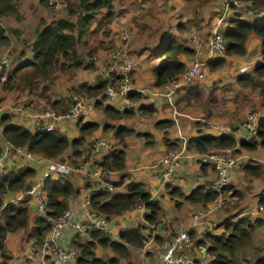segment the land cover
Masks as SVG:
<instances>
[{
    "label": "crops",
    "instance_id": "1",
    "mask_svg": "<svg viewBox=\"0 0 264 264\" xmlns=\"http://www.w3.org/2000/svg\"><path fill=\"white\" fill-rule=\"evenodd\" d=\"M119 1L122 5H114L112 0L109 11L103 8L96 12L89 28L79 35L78 42L76 41L75 43V52L83 57L84 63L88 61L87 54L102 60L107 48L122 44L123 40L120 31L124 28L128 29L130 37L127 44L134 61L133 83L138 89H143L140 92H133L137 97L133 99L134 108L131 109L132 113L126 117L114 118L107 116L100 108L95 106L99 110L95 111L93 109L89 116H84L75 121L59 123L55 128L70 141L77 138L79 135L78 130L81 126L88 123L96 124L90 132L81 135L80 144L75 147L68 146L63 154H67L68 157V154L73 152L74 148V150L82 152L83 156L75 157L78 164L85 156L86 146L90 140L94 138L107 140L111 149H121L123 151L124 158L121 172L117 170H102V176L108 178L113 185L118 182L117 185L115 184L113 191L124 192L126 191V185L141 184L149 193L150 198L158 201L160 207L159 222L152 226L144 221L143 213L145 209L140 206H134L119 214L110 216L98 212L97 217L103 221L104 225L103 235L108 239L121 243L119 234L122 231L140 226L138 230L142 235L146 236V240L140 247L123 243L125 255L114 252L109 247L95 244L92 248L94 257L101 260L103 264H156L162 250L161 242L167 233L175 228L183 229L189 227L191 215L196 211H201L211 206L213 203L203 207L199 203H192L184 199V196L192 189L205 181L208 182L213 177V171H211L209 166H205L203 171L199 170L198 152L190 149L186 150L185 141L190 136L230 134L234 138L233 149L238 158L245 157L251 161L242 163L241 159L238 160L239 164L236 169L231 170L228 175L229 186L237 193L232 194L231 189L221 192L220 199L223 200V204L212 212L210 219L213 220L212 217H214V223L217 224L228 216H232L231 220H235L242 215H251L254 218L261 217L259 207H257V200L264 194V187L260 188L261 190H259L257 195L256 192H253L252 194H245L243 198L239 199L244 189L238 190L241 182L239 179H235L240 174H244V177L247 176V179L251 178L249 175L264 178V149L257 146L252 150H246L240 145L241 142L246 141L248 130L244 123L247 121L249 114L251 112L257 113L256 124L264 120V81H262L264 76L260 79L262 81L260 85H255L254 87L240 84L237 81L238 76L244 73H252L254 65L261 62V56L259 55L260 38L255 34H248L244 43L245 53L243 55L229 54L223 57L224 63L229 62V69L224 73L226 74L224 77L221 76L223 74L221 68L225 67L224 63L222 66L213 69H209L206 65L207 71L202 81L183 85L178 89L173 95L172 103L173 110L179 114L174 115L172 108L167 102L151 93L153 91H161L166 84L155 85L152 75L153 66L157 65L162 58V56L155 55L154 51L158 50L161 44L167 40V38L164 39L158 37V35L165 31L166 27L173 25L172 29L174 32L192 31L190 35L185 36L184 34L177 39L179 42L188 43L190 36L196 31L203 32L200 34L205 37L209 33V24L213 20L212 17L215 11L218 10L217 8H221L225 0H209L204 3L185 0ZM257 7L260 6L258 5ZM44 8L45 4H41L39 0H16V10L20 17L22 15V19L16 22L15 27L12 28L20 30V26L24 25L26 18L22 14V9L28 11V15L36 13V17L32 20L33 27L30 30H33L40 21L47 23L53 19L63 18L65 15L64 8L54 9L49 6V9L54 13L46 12ZM211 8L215 10L211 15H208L207 13ZM106 12L110 13L109 18L106 17L107 15L104 17L103 14H107ZM263 16L264 14L253 18L246 17L245 19L256 20L258 17ZM135 17H138L134 24L137 27L133 25ZM70 19L74 22L76 21V16H72ZM104 33L106 34L104 35ZM150 33H153L152 37L149 35ZM173 34L177 36V33ZM73 35L76 36V33L74 32ZM7 38L8 46L12 48L11 43H15L16 40L12 35H7ZM27 38L26 43L29 46L26 57L22 58L18 55L22 48L17 50L15 59L16 57L20 58L16 60L15 64L23 59L30 58L28 57L30 56L29 43L33 37ZM151 40L153 41L150 44ZM77 46L81 48V51L78 50ZM6 51L9 50L2 49L0 55ZM20 54L23 55L24 53L20 52ZM175 57L185 68L189 65L193 52L189 54L178 53ZM9 60H11V57ZM251 76L254 75L251 74ZM57 80L63 83L61 87L68 92L69 88L75 87L82 82L93 85L96 81V76L93 68L83 65L75 69L71 77H64L62 74ZM216 81H218L219 86L223 84L228 88L231 86L232 91L229 89H215L214 83ZM259 91L261 94L250 100L251 93L258 94ZM29 96L30 94L25 90H4L0 81V102L11 103L15 100L23 102L28 100ZM53 99L58 100L59 98H51V100ZM29 102L37 106L43 104L39 100L36 102L29 100ZM262 102L263 106H261ZM99 103L118 110L108 102L101 101ZM146 106H149L151 111L142 113ZM27 107L32 110L31 105ZM140 107H143V109H139ZM125 110L128 111L130 109ZM2 116L8 117L10 123L22 125L30 131L34 130L33 123L29 118L15 116L13 113H2L0 117ZM200 118L205 119V122L210 123L214 127H220L219 130L215 128L202 129L201 125L204 122H201ZM170 150L180 152L177 162L172 166L163 167L160 165L157 167V170L161 173L168 168L170 169L169 181L154 178V168H151V164ZM107 152L109 151L103 150L97 153L93 157L92 162L88 164V167H100L97 163H100ZM70 157L72 160V156ZM28 167L34 170L31 179L37 180L44 164L31 163ZM251 170L256 171L257 174H254ZM119 173L123 174L122 180L118 179ZM68 179L71 181L75 192L68 196L66 209L71 210L72 219H80L82 213L80 200L86 195V191L84 188H80V183L82 182L77 175L71 173ZM253 181L254 183L246 184V187H250V190H253L252 184L255 188L257 182H259L257 180ZM172 187L177 189L178 195L169 191ZM16 194L8 193V195H4L3 201L7 198L9 199L6 201H10ZM226 206L230 207V212L227 215V210H223ZM27 215L25 227L5 233L2 241L4 254L0 253V264H26L29 259L31 260L30 264H43L37 253L36 246L32 243L29 236V229L34 225L35 217H38L35 216L34 206L31 203L27 204ZM216 230H218V227L214 231ZM256 231L261 233L259 238L261 240L258 242L255 241L258 239H253ZM74 233L73 230L62 228L63 236L61 239L64 247L75 250L72 246ZM198 237L194 231L190 234L194 245L191 246L189 253L195 262L203 257L210 262L213 256L208 251L205 250L202 255L196 249L198 244L195 241L198 240ZM250 242L254 246L264 247V231L262 227H256L251 231ZM75 251L78 255L77 250ZM262 253H264V248ZM234 256L236 255L234 254ZM236 258H239L238 254ZM74 263L76 262L74 261L71 264Z\"/></svg>",
    "mask_w": 264,
    "mask_h": 264
},
{
    "label": "trees",
    "instance_id": "2",
    "mask_svg": "<svg viewBox=\"0 0 264 264\" xmlns=\"http://www.w3.org/2000/svg\"><path fill=\"white\" fill-rule=\"evenodd\" d=\"M16 0H0V14L14 15L16 19H20V15L16 10ZM48 0H39L41 4H45ZM112 0H75L66 5L65 15L63 18L53 19L45 23L38 22L33 30V39L30 44V58L23 59L19 63L13 65L7 72L0 70V81L4 90H44L47 85L55 78V71L59 70L64 77H71L74 70L85 65L93 68L94 62L91 54H87L88 61L84 63L81 55L75 52V43L78 42L79 35L86 31L92 18L100 9L108 10L111 8ZM195 2H207L209 0H185ZM243 1V0H241ZM253 5L264 6V0H251ZM103 14L104 17H110V13ZM216 13V11H215ZM76 16V21H71V17ZM215 17V14L212 18ZM211 24V23H210ZM209 24V26H210ZM76 33V36L73 33ZM221 36L224 42V52L226 55H243L245 53L244 43L248 34H255L260 38L259 55L261 62L253 67L252 73H244L238 76L237 81L240 84L254 87L260 85L261 77L264 76V16L258 17L256 20H246L238 16L237 11L230 8L229 13L221 22ZM197 33V31H196ZM106 33H104L105 35ZM199 34V33H197ZM201 38V34H199ZM7 40L3 30L0 29V43H5ZM193 49L187 42H179L177 39L168 37L158 50L154 51L155 55L162 56L159 63L152 68L154 83L161 86L177 76L183 69L184 65L179 62L175 55L178 53H192ZM223 57H214L207 61L209 69L222 66L224 63ZM253 74L254 76H251ZM3 79L1 80V78ZM102 82L96 78L93 85L85 82L79 83L75 87H71L68 91H76L80 95L96 96L99 95L102 89ZM130 93L129 96L134 99L137 95ZM50 108L58 109L59 112H64L68 103L63 99H47ZM104 114L114 118L126 117L132 113L131 109L114 110L110 107L103 106L99 102L95 103ZM139 109H143L140 107ZM151 109L149 106L144 108L142 113H148ZM1 135L3 139L16 147L24 148L26 151L38 154L46 158L57 159L63 154L68 146H77L80 144L83 133L90 132L96 124L88 123L81 126L78 130L77 138L68 140L64 134L56 128L51 130H33L30 131L22 125L10 123L8 117H0ZM165 140V139H164ZM186 150H193L198 153H205L210 149H220L223 147H233L235 144L234 138L230 134L219 136L214 135H194L190 136L185 141ZM241 147L246 150H252L257 146L264 149V120L256 124V130L252 138L240 143ZM75 149V148H74ZM68 154L70 158L69 164L76 167L77 160L75 157H80L82 152L74 150ZM235 152V151H234ZM10 162L0 168V253L4 254L2 249V241L6 232L23 228L27 223V205L25 199L16 201H8L3 204L4 195H8L11 191H20L23 187L30 183L39 180H32L34 170L22 163L21 159L10 155ZM67 156V155H66ZM72 156V160L71 157ZM83 156V155H82ZM61 160V159H60ZM123 151L121 149H112L105 153L104 157L97 164L101 170H117L121 172L123 168ZM205 166L199 163V170L203 171ZM213 171L212 167H210ZM250 170V168H249ZM257 174L256 171H252ZM123 174L119 173V180H122ZM209 182V181H208ZM207 181L201 183L192 189L184 196L186 201L199 203L200 206L207 207L217 196V192L208 187ZM118 182H115L117 185ZM114 184V186H115ZM41 186L45 191L46 197V214L50 217H57L63 210L67 208V198L73 194L74 188L68 178L51 179L44 178ZM88 183H80V188H89ZM227 183L221 191L231 189L232 194L237 193L229 188ZM170 192L179 194L177 189L172 187ZM90 207L97 212L106 216L119 214L131 207L142 205L145 209L143 213L144 221L150 224L159 222L160 207L156 199H151L149 193L141 184L126 185V191H89ZM178 204L177 202H175ZM257 207L261 208L264 215V194L257 200ZM232 217V216H231ZM230 216L223 218L211 230H204L195 241L197 244L209 242L206 250L213 256L210 264H239L242 259L247 264H264L263 248L254 246L250 242V233L256 227H262L264 231V219L261 217L254 218L250 221L246 215H242L235 220H231ZM139 227L131 228L122 231L119 236L120 242H115L103 235L101 231L92 230L85 235L74 234L72 237V246L78 252V256L74 264H103L101 260L94 257L92 248L95 244L106 246L114 252L125 255V243L135 247H140L146 240V236L139 232ZM223 227L219 233H216L215 228ZM49 229V223L43 217H35L34 225L29 229V236L32 243L37 246L43 239L44 234ZM189 235L193 233L189 230ZM195 233V232H194ZM124 243V244H123ZM248 250V257L236 258L235 251Z\"/></svg>",
    "mask_w": 264,
    "mask_h": 264
},
{
    "label": "built area",
    "instance_id": "3",
    "mask_svg": "<svg viewBox=\"0 0 264 264\" xmlns=\"http://www.w3.org/2000/svg\"><path fill=\"white\" fill-rule=\"evenodd\" d=\"M48 4L54 9H61L66 6L64 1L48 0ZM230 8L237 11L239 17L245 19L250 16H259L264 14V7L257 8L251 0H225L221 8L215 13L210 24L209 33L203 38L194 32L189 39V44L193 49V57L188 66H186L177 76L166 82L164 89L161 91L151 92L153 95L160 97L168 103L172 108L174 115L179 114L173 110L172 98L175 92L183 85L192 82H200L205 78V70L207 61L214 57H224V42L221 36V22ZM259 10V11H258ZM122 44L120 46H112L106 49L105 56L102 60L92 57L94 62L93 72L103 86L96 96H86L80 94L72 95L68 100V107L64 112H56L49 108H39L37 110L30 109L23 105L20 100H15L11 103L0 102V116L2 113H13L15 116L29 118L33 123L34 130H51L59 123L65 121H75L84 116H89L95 103L105 101L110 103L115 109L125 110L134 108V100L129 96L135 91H143L138 89L133 83L134 61L127 44L130 33L124 28L120 31ZM11 68L10 60L7 51L0 55V70L7 72ZM70 96V95H69ZM257 113L251 112L247 121L244 123L248 130L246 141L253 137L256 130ZM204 122L202 129L215 128L205 119L200 118ZM111 151L110 143L102 138H94L87 143L86 154L83 159L78 162L76 167H72L66 160L46 158L38 154H33L26 151L24 148L16 147L3 139L0 126V168H3L7 161L13 157L21 159L22 163L39 164L43 163L44 167L41 170L38 181L30 183L23 187L14 200L19 201L25 199V204L31 203L34 206L35 216L43 217L49 223V229L43 236L41 242L36 246L37 253L42 259L43 264H71L77 258L75 250L66 248L62 243V228L73 230L74 234L85 235L89 231L98 230L103 233V221L98 219V212L90 207L89 191H113L114 185L112 182L102 176L100 167L89 168L93 157L101 151ZM199 163L205 164L213 169V177L209 180L207 186L217 192L211 206L196 211L191 215L190 225L187 228L170 230L161 242V254L156 264H210L207 258L199 259L197 262L191 257L190 249L194 243L191 241L189 230L194 231L197 237L202 231L211 230L215 227V223L210 219L212 212L220 208L223 200L220 199L221 189L228 183V175L231 170L236 169L239 164L238 155L232 147H223L198 153ZM180 157V152L175 150L167 151L161 157L151 164L154 170L153 177L164 181L170 179V169L164 170L162 173L157 170V167L172 166ZM71 173L77 175L82 183H88L89 188H84L86 195L80 200L82 208L81 218L72 219L70 209H65L57 217H50L46 214V197L45 191L41 186L42 180L45 178L63 179L68 178ZM143 207L142 205H138ZM261 218L264 219L263 211L259 208ZM247 218L252 221L254 217L248 215ZM147 223V222H146ZM152 226L153 224L148 223ZM201 237V236H200ZM199 239V237H198ZM208 243L198 244L197 251L203 255ZM207 251V250H206Z\"/></svg>",
    "mask_w": 264,
    "mask_h": 264
},
{
    "label": "rangeland",
    "instance_id": "4",
    "mask_svg": "<svg viewBox=\"0 0 264 264\" xmlns=\"http://www.w3.org/2000/svg\"><path fill=\"white\" fill-rule=\"evenodd\" d=\"M57 1H64L65 3H66V5L67 4H69L68 2H70V3H72V2H74L75 0H57ZM123 1V0H122ZM113 2H114V5H122L121 4V2L119 1V0H113ZM15 4H16V1H15ZM257 5H259L260 6V4H257ZM49 6H51V5H49L48 4V2L46 1V3H45V8H44V11H48V12H52L50 9H49ZM255 7H257L256 5H254ZM66 7V6H65ZM64 7V8H65ZM262 7H264V6H262ZM261 6L260 7H257V8H262ZM217 9H219V8H217ZM63 10H65V9H63ZM215 9H213V8H211L209 11H208V15H211L212 13H213V11H214ZM259 11V10H258ZM28 13V11H26L25 9H22V14H24L25 15V20H24V25H21L20 27H21V29L19 30L18 28L17 29H15V28H12V27H15V23L16 22H18V21H20L21 19H22V15H21V18L20 19H16L15 18V16L14 15H1L0 14V29H2L3 30V34L4 35H6V38H7V35H12L14 38H15V40H16V42L15 43H11L12 44V48H9V44H8V38H7V40H6V42L5 43H0V51L3 49H8L9 51H7V55L9 56V58L11 57V65H12V67H13V65L16 63V60H18L20 57H16V59H15V55H16V53H17V50H20L21 48V50L18 52V55L19 56H21L22 58H24V57H26L25 55L27 54V52H28V44L26 43L27 42V37H30V36H33V30H30L32 27H33V24H32V20L34 19V17H36V13H32V14H30V15H28L27 14ZM52 13H54V12H52ZM251 18H253V16H250ZM250 17H248V18H250ZM255 17V16H254ZM136 19H133V25L136 23V20H137V18L138 17H135ZM30 21H31V23H30ZM17 26V25H16ZM173 26V25H172ZM172 26H170V27H166L165 28V31H163V32H161V34L160 35H158V37H161V38H164V39H166V38H168V37H172V38H174V39H179V38H181V36L182 35H184L185 34V36H187L188 34L190 35V33L192 32H189V30H187V31H181V32H174L173 31V29H172ZM134 27H137V25L135 26L134 25ZM131 29H132V27H131ZM193 31H195V30H193ZM173 33H177V36L175 35V34H173ZM197 33H203V32H197ZM151 37L153 36V33H150L149 34ZM152 41L153 40H151L150 41V44L152 43ZM188 44H189V40H188ZM136 47H140V46H136ZM77 48H78V50L79 51H81V48L79 47V46H77ZM11 50H12V52H11ZM20 52H22V53H24L23 55H21L20 54ZM28 57H30V56H28ZM18 62V61H17ZM225 65V67L224 68H221L222 70H221V72H223V74L221 75L222 77H224V75H226V74H224V73H226V71H228V69H229V62H226V63H224ZM205 70V74H206V71H207V69H204ZM61 74H60V71L59 70H56L55 71V75H54V79L47 85V88L46 89H44V90H36V89H32V90H27V89H24L26 92H28L29 94H30V98L28 99V100H25V101H23V105H31V107H32V109H35V110H37V109H39V107L40 108H49V109H52V110H54V111H56V112H59V110L58 109H55V108H50L49 107V105H48V102H47V99H51V98H53V97H58L59 99H63V100H65L66 101V103H68V100H69V98L72 96V95H74V94H76L77 95V93H76V91H68V92H66L65 90H64V88L63 87H61V85L63 84L62 82H59L57 79H58V77L60 76ZM57 80V81H56ZM55 81V82H54ZM54 82V83H53ZM192 83H198V82H192ZM228 85V84H227ZM230 85V84H229ZM214 86H215V89H221V90H231L232 91V88H231V86H230V88H228L226 85H222V86H219L218 85V81H216L215 83H214ZM54 87V88H53ZM214 88V87H213ZM79 94V93H78ZM261 93H260V91L258 92V94H256V93H254V92H252L251 93V96H250V100H252V99H254L255 97H258L259 95H260ZM70 95V96H69ZM226 99V98H225ZM29 100H34L35 102L37 101V100H39V101H41L43 104H41V105H39V106H37V105H35V104H32L31 102H29ZM37 104V103H36ZM261 106H263V102H262V104H261ZM99 108V107H98ZM98 108H95L94 107V110L95 111H97V110H99ZM233 148V147H232ZM234 150V149H233ZM209 151H214V149H210ZM67 154H63V155H60L57 159H63V160H66L67 162H68V164H69V161H70V159L66 156ZM240 159H241V161H242V163H246V162H249L250 160L249 159H247V158H245V157H243V158H241L240 157ZM251 162V161H250ZM253 163V162H252ZM254 163H256V162H254ZM244 173H245V171H244ZM241 176H242V179H241ZM251 178L250 179H247V176H245L244 177V174L243 175H239V176H236V178L235 179H239L240 180V182H241V186L238 188V190L239 189H244V192H241V196L239 197V199H241V198H243L244 196H245V194H249V193H253V192H256V195H257V193H259V190H261L260 188H263L264 187V178H257V177H252V175H249ZM253 180H257V181H259V182H257V185L255 186V188H254V186H253V184H252V188H253V190H250V187H246V184H251V183H254V181ZM232 185V184H231ZM232 188V187H231ZM250 190V191H249ZM15 192V193H14ZM10 193H13V194H16V193H18V191H11ZM9 198H7L6 200H8ZM11 199V198H10ZM3 201L4 203L5 202H8V201ZM14 200V198L13 199H11L10 201H13ZM230 207L229 206H226V207H224V209L223 210H227V213H226V215L230 212V209H229ZM217 213V212H216ZM225 214V213H224ZM213 218V222H215V219H214V217H212ZM175 226V225H174ZM223 229V227H220V228H218V230H216V233H219L220 232V230H222ZM260 235H261V233H259V232H255V234H254V237H253V239H258V240H255L256 242H258L259 240H261V239H259L260 238ZM84 239H87V236L85 235V238ZM207 243H209V242H207ZM236 256H237V254H238V256L239 257H242V254H244L243 256L244 257H248V250H244V251H235V253H234ZM264 254V253H263ZM242 261V262H241ZM241 261L239 262V264H247L244 260H242L241 259ZM31 263V260L29 259L28 261H27V263L26 264H30ZM233 264H236V262L235 263H233Z\"/></svg>",
    "mask_w": 264,
    "mask_h": 264
}]
</instances>
